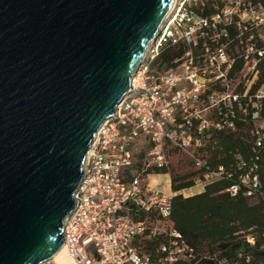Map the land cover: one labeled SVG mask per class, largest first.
<instances>
[{
	"label": "water",
	"instance_id": "obj_1",
	"mask_svg": "<svg viewBox=\"0 0 264 264\" xmlns=\"http://www.w3.org/2000/svg\"><path fill=\"white\" fill-rule=\"evenodd\" d=\"M173 0H0V264L64 243L83 163Z\"/></svg>",
	"mask_w": 264,
	"mask_h": 264
},
{
	"label": "built area",
	"instance_id": "obj_2",
	"mask_svg": "<svg viewBox=\"0 0 264 264\" xmlns=\"http://www.w3.org/2000/svg\"><path fill=\"white\" fill-rule=\"evenodd\" d=\"M205 1H175L133 77L130 92L94 138L83 163L74 209L63 225L64 244L74 264H172L192 255L181 234L169 228L172 189L165 190L152 177L167 176L171 185L168 147L193 155L190 148L201 146L202 133L226 123L225 118L214 117V109L221 105L230 109L238 100L228 77L235 61L229 51L232 39L228 26L236 29L237 53L245 59L242 74L247 77L246 92L258 78V61L264 58V0H212L215 12L203 15L197 8ZM257 35L262 37V45L257 44ZM180 44L188 48L172 66L155 63L164 47ZM263 95L264 85L256 97ZM253 104L257 107L253 118L260 126L257 145H261L264 119L259 103ZM143 146L144 151H139ZM137 162L141 163L139 169ZM196 163L203 161L196 159ZM254 170L251 166L240 177L248 196L260 186ZM222 173L221 166L206 174L205 180ZM205 180L196 184L203 185ZM238 189L235 184L230 190L236 193ZM157 236L164 240L152 257L138 242ZM248 240L254 242L251 237Z\"/></svg>",
	"mask_w": 264,
	"mask_h": 264
},
{
	"label": "trees",
	"instance_id": "obj_3",
	"mask_svg": "<svg viewBox=\"0 0 264 264\" xmlns=\"http://www.w3.org/2000/svg\"><path fill=\"white\" fill-rule=\"evenodd\" d=\"M256 2V0H252ZM203 15L215 12L213 1L206 0L197 8ZM232 44L229 51L235 57L228 77L231 90L238 95L232 107L222 105L214 109L217 120L225 118L222 127H212L200 135L201 146L190 148L193 155L179 147L169 146V151L186 154L196 171L191 174L172 173V209L168 215L170 229L177 230L182 239L192 248L188 259H178L172 264H264V142L257 145L256 130L260 128L253 112L257 110L253 102L259 103L260 117L264 119V95L256 97L264 85V58L258 61V78L246 92V79L242 74L244 57L237 53L239 38L233 25L228 26ZM247 37V35H245ZM244 37V38H245ZM257 44L262 45V37L257 35ZM204 41L200 42L203 45ZM188 47L183 44L164 47L155 63L160 67H170ZM238 82V83H237ZM218 89H223L217 84ZM232 123V125H230ZM264 133V128L260 129ZM196 159L203 161L201 165ZM244 162V165L240 164ZM223 167L221 176L205 180V175ZM255 167L260 186L252 196H248L247 186L240 177L249 167ZM167 172V171H162ZM203 182V190L192 195H184L182 190L193 187L197 180ZM239 185L236 193L231 187ZM248 237L253 238L251 243ZM163 236L143 238L138 242L141 250L154 257Z\"/></svg>",
	"mask_w": 264,
	"mask_h": 264
},
{
	"label": "rangeland",
	"instance_id": "obj_4",
	"mask_svg": "<svg viewBox=\"0 0 264 264\" xmlns=\"http://www.w3.org/2000/svg\"><path fill=\"white\" fill-rule=\"evenodd\" d=\"M162 66L164 67V65L162 64ZM238 83V82H237ZM264 124V123H263ZM144 138V136L142 137ZM139 151H144V146L141 147V149H139ZM170 152V161L172 163L171 166V171L172 173H177V174H182V173H188L191 174L192 172L196 171V166L194 164H192V162L190 161V159L188 158V156L186 154H181L175 151H169ZM140 159H143L144 155L141 152L140 154ZM141 167V163L137 162V169H139ZM136 170L133 169V173H135ZM172 173L170 174L171 178H172ZM168 179L167 176H154L152 177L153 182L156 184L158 183L159 185L163 186L165 190L170 191L171 190V185L170 183H168L166 180ZM198 181V180H197ZM203 190V185L201 184H195L193 187L191 188H187L182 190V193H184V195H192L194 193H197L199 191ZM54 262L48 261L45 262L44 264H53Z\"/></svg>",
	"mask_w": 264,
	"mask_h": 264
},
{
	"label": "bare ground",
	"instance_id": "obj_5",
	"mask_svg": "<svg viewBox=\"0 0 264 264\" xmlns=\"http://www.w3.org/2000/svg\"><path fill=\"white\" fill-rule=\"evenodd\" d=\"M175 1L176 0H173L172 3H171V7L169 8V13H171L172 9H174V5H175ZM162 25L160 26V29H161ZM159 29V30H160ZM150 45V44H149ZM149 47V46H148ZM147 47V49H148ZM146 49V51H147ZM146 53V52H145ZM132 83H133V78H132V81H131V87H132ZM125 97V96H124ZM123 97V98H124ZM123 100V99H122ZM107 120V119H106ZM105 120V121H106ZM92 147V146H91ZM91 149V148H90ZM89 152L90 150L88 151L87 153V156L89 155ZM80 188V187H79ZM78 191V190H77ZM77 193V192H76ZM75 193V195H76ZM53 261L54 264H74V259L72 258V256L70 255L67 247H66V244L63 243V245L60 247V249L57 251V253L53 256L52 259H49L45 262H48V261Z\"/></svg>",
	"mask_w": 264,
	"mask_h": 264
},
{
	"label": "crops",
	"instance_id": "obj_6",
	"mask_svg": "<svg viewBox=\"0 0 264 264\" xmlns=\"http://www.w3.org/2000/svg\"><path fill=\"white\" fill-rule=\"evenodd\" d=\"M264 125V124H263Z\"/></svg>",
	"mask_w": 264,
	"mask_h": 264
}]
</instances>
